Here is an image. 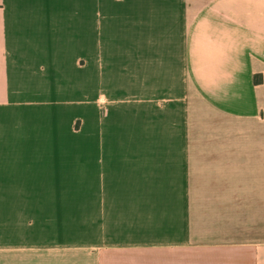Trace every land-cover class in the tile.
I'll use <instances>...</instances> for the list:
<instances>
[{"label":"crops","instance_id":"0c3cea01","mask_svg":"<svg viewBox=\"0 0 264 264\" xmlns=\"http://www.w3.org/2000/svg\"><path fill=\"white\" fill-rule=\"evenodd\" d=\"M0 198L80 215L67 264H264V0H0Z\"/></svg>","mask_w":264,"mask_h":264},{"label":"rangeland","instance_id":"374dc122","mask_svg":"<svg viewBox=\"0 0 264 264\" xmlns=\"http://www.w3.org/2000/svg\"><path fill=\"white\" fill-rule=\"evenodd\" d=\"M30 115L31 123H36L37 113ZM144 125L142 122L134 140H148L147 127ZM107 138L117 140L116 133H109ZM194 200L196 209L200 211L195 221L201 222L195 223L189 229L190 236L206 239L216 237V199ZM4 204V199L0 198V253L3 255L6 251L13 250L16 254L19 251L17 248L23 245L28 248V251L24 252L28 254V264H67L64 260L66 258L61 255L85 252L86 247H82L83 244H87V240L92 238V232L95 233L86 228V223L78 221L80 215L5 213ZM211 211L214 213L209 214ZM70 243L77 244L72 246ZM71 248H76V251L70 250Z\"/></svg>","mask_w":264,"mask_h":264}]
</instances>
